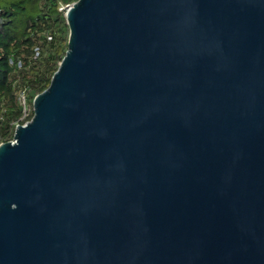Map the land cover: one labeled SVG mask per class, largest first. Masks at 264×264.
<instances>
[{"label":"water","instance_id":"obj_1","mask_svg":"<svg viewBox=\"0 0 264 264\" xmlns=\"http://www.w3.org/2000/svg\"><path fill=\"white\" fill-rule=\"evenodd\" d=\"M0 142V264H264V0H76Z\"/></svg>","mask_w":264,"mask_h":264},{"label":"trees","instance_id":"obj_2","mask_svg":"<svg viewBox=\"0 0 264 264\" xmlns=\"http://www.w3.org/2000/svg\"><path fill=\"white\" fill-rule=\"evenodd\" d=\"M74 1L0 0V142L12 139L15 124L31 118L33 97L48 86L64 56V6ZM20 93L29 108L24 118Z\"/></svg>","mask_w":264,"mask_h":264},{"label":"built area","instance_id":"obj_3","mask_svg":"<svg viewBox=\"0 0 264 264\" xmlns=\"http://www.w3.org/2000/svg\"><path fill=\"white\" fill-rule=\"evenodd\" d=\"M68 5H65L64 8L66 10ZM63 8V7H61ZM18 100L20 102V104L22 105V111H23V115H22V118L26 117L29 113V108L26 106V102H25V98H24V95L22 93L19 94L18 96ZM19 124V123H17ZM16 125V124H15ZM15 127V126H14ZM11 140V139H10Z\"/></svg>","mask_w":264,"mask_h":264}]
</instances>
